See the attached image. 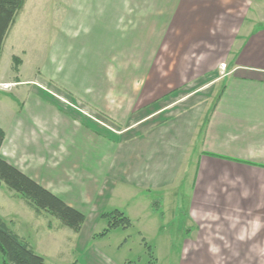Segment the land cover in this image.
Wrapping results in <instances>:
<instances>
[{"label":"rangeland","instance_id":"374dc122","mask_svg":"<svg viewBox=\"0 0 264 264\" xmlns=\"http://www.w3.org/2000/svg\"><path fill=\"white\" fill-rule=\"evenodd\" d=\"M199 9L206 13H198ZM257 10L264 12V0H28L12 31L17 36L19 50L8 51L6 47L0 57V126L4 130L0 155L11 164L34 171L35 177L44 184H47L49 169L53 171L55 167L59 174L55 184L69 201L83 210L85 221L80 231L74 232L46 211L35 213L4 185L0 188V217L48 264H195L202 261L264 264V258L250 257L256 250L252 249L254 244L248 243L245 249L252 254L246 258L199 259L187 255L200 252L207 245L220 251L228 244L219 232L215 242L204 244L191 240V231L196 228L188 210L191 195L187 191L190 181L187 177L181 183L174 178L175 170H172L173 177L167 178L166 186L147 189L143 186L150 185L148 180L118 173L124 168L128 171L129 167L126 159L119 165L121 159L117 154L115 164H110L108 171L111 175L117 172L119 180L113 191L108 190L113 187V181L111 175H103L100 162L111 154L107 148L95 144L73 147L77 141L72 138L67 147L66 138L55 149L52 145L48 147L47 136L36 117L30 121L33 127H29L24 116L27 110H9L13 108L11 100L16 103L21 95L26 97L28 92H33L82 123H91L99 133L113 137L115 142L118 139L114 132L121 130L130 119L149 111H132L134 115L130 116L128 109L139 105L144 94L154 97L161 93L162 89L156 86H162L164 100L153 104L150 110L164 103H175L146 124L190 110L188 116H193L194 122L200 121L201 135L204 118L222 86L220 81H208L225 72V64L214 66L211 58L217 55L223 60L227 58L226 48L235 50L240 42L239 34L251 26ZM49 27L57 32L52 44L48 40L52 37L47 34L51 31ZM63 29L65 36L60 34ZM101 39V49L86 48V44L95 47ZM97 53L105 67L100 80L93 82L85 77L79 84L66 82V78H78L84 69L82 66L93 64ZM14 57L18 59L16 65ZM164 79L169 83H160ZM69 87L84 98L71 93ZM117 108L126 109L119 110L126 112L124 118H114ZM173 124L159 129L163 131L138 136L137 140H149V136L156 135L149 145L159 147L161 143L155 142L156 139L160 142L159 135L167 133ZM61 128L67 129L64 125ZM68 133L74 134L70 130ZM162 142V157H175L173 151L179 145L165 139ZM55 143H60V138ZM74 150L80 151L76 157ZM99 154L103 159L95 161L94 157ZM193 156L186 160L189 167ZM146 168L148 164L143 173L147 172ZM115 209L124 212L131 223L98 235L112 223L111 216L102 217V214ZM231 213L206 210L199 212L197 219L207 228L209 218L224 221V214L230 219Z\"/></svg>","mask_w":264,"mask_h":264},{"label":"crops","instance_id":"0c3cea01","mask_svg":"<svg viewBox=\"0 0 264 264\" xmlns=\"http://www.w3.org/2000/svg\"><path fill=\"white\" fill-rule=\"evenodd\" d=\"M27 1L4 40L2 55L6 47L8 51L19 50L17 36L12 35V31L20 21ZM201 12L204 13L205 11L199 9L198 13ZM68 18L64 20L66 25H68L66 20ZM251 19L253 20L251 26L247 30H243L242 34H239L238 41L240 42L235 50L233 51L230 47L226 48V59L220 60L217 55L211 58L215 61H213L214 66L219 63L225 64V72L208 81L209 83L220 81L219 83H222V86L204 118L201 135L199 130L200 121L198 119L194 122L193 116H188L190 110L178 112L177 115L171 118L172 122L171 119L163 118L165 120L161 119L157 123L146 124L148 120L155 118L163 111L169 110L172 104L175 103H164L150 110L153 104L161 102L162 99L164 100L165 93H163L162 86H156L162 89V92L154 97L142 93L144 94L140 100L142 102L128 109L130 116L134 115L132 111H149L130 119L121 130L114 132V137L118 139L115 142L112 141L113 137L99 133L91 123H82L76 116L33 92H28L26 97L21 95L20 100H17L16 103L9 100L13 103L11 104L13 108H9V110H27L24 116L29 127H33L30 121L32 117H36V122L42 126L43 133L47 136L48 144L46 145L48 147L52 145L55 149L57 144L60 146L64 142L63 138L68 141L67 147L70 145V138H72L77 141V146L72 144L73 147L82 148V146L88 147L95 144L103 149L107 148L111 154L106 160L100 161L102 163L101 172L104 176L111 175L108 171L109 166L115 164L118 154L121 159L119 165L123 163L122 160L126 159L125 164L129 167L128 171L124 168V170H118V173L121 171L131 178L148 180L150 185L143 186L147 189L150 186L158 188L166 186L167 178L173 177L171 175L172 170H175L174 178H177L181 183L187 177L190 180L188 183L189 190L186 188L189 196L191 195L188 210L196 228L194 232L191 231V237H193L191 240L196 239L197 242L208 244L216 241V232H219L224 237L223 242L225 240L224 243H228L220 251L207 245L206 249H202L200 252H190L191 254H187L188 256L192 255L194 258L199 259L246 258L252 254V252H248V249H245V245L248 243L254 244L252 249L256 250L250 255L251 258H264V251L262 250L264 249V12L255 11ZM49 29L51 31L47 34L52 37H49L48 40L52 44V42L55 43L54 40L56 39L54 37L57 32L54 27H49ZM62 31H60V34L62 33L65 36L66 31L64 29ZM100 34L102 36L103 32L101 31ZM102 40L95 47L86 44V48H92L91 50L95 51L101 49ZM48 49L50 50V47ZM97 55L98 53L95 54L96 59L93 60V64L89 63L84 67L82 66L85 71L82 69L81 74L78 73V78L71 80L66 78V82L79 84L84 82L82 80L85 77H90V81L93 82L100 80L103 77L105 67L102 63L103 59H98ZM88 67H90V71ZM160 83L169 82L164 79ZM145 88L148 89V92H151L148 87L145 86ZM68 89L71 93L84 98L74 88L69 87ZM96 101L99 102L97 99ZM117 109L114 110V118L116 116L117 120L118 118H124L126 112L123 113L119 110L126 109ZM174 121H177L176 124H173ZM170 123L173 124L171 125L172 128L164 135H159L160 142L157 139L155 141L161 143L159 147L150 148L149 145L151 139H155L156 135L149 136V140L143 138L137 140L138 136H147V134H151L162 127L169 126ZM63 125L67 128L66 130L61 128ZM137 128H141V130L137 132ZM68 130L74 134L69 135ZM126 134L128 137L124 138ZM38 136L41 137V134ZM56 138H60V143H55ZM164 139L179 145L178 149L174 145L177 149V153L176 149L173 151L175 157L170 159L167 156L162 157L164 150L162 140ZM81 140H83V143ZM153 149H155L154 154L150 155ZM168 152L170 153L169 149ZM72 153L76 157L80 151L76 153L74 150ZM191 155L194 156L189 167L186 160L189 161ZM94 159L95 161L103 159V155L99 154ZM8 162L10 161L8 160ZM149 162L154 163L153 166H150ZM147 164V172L143 173L142 169ZM13 165L44 188L59 196L67 204L84 213L81 208L69 201L61 188L55 184V180L59 178V174L55 172L57 170L55 167L53 171L49 169L47 174L44 172L48 177L46 179L47 184H44L41 179L35 177L34 171H30L20 166V164ZM118 173L115 172V175H111L113 187L108 190H114V186L119 180ZM94 195H98V192H94ZM206 210L211 212L224 210L232 213L230 219L228 215L224 214V221H217L215 217L209 218L206 222L207 228H205L203 222L198 221L199 218L197 219V217H200L199 212ZM236 211L239 212L237 214L238 218ZM209 215L207 217H211ZM236 219H239L237 223H235ZM253 226L255 229L251 230L250 227ZM232 247L233 250H231ZM183 253L185 254V252ZM195 264L207 263L202 261Z\"/></svg>","mask_w":264,"mask_h":264},{"label":"trees","instance_id":"16d2710c","mask_svg":"<svg viewBox=\"0 0 264 264\" xmlns=\"http://www.w3.org/2000/svg\"><path fill=\"white\" fill-rule=\"evenodd\" d=\"M26 1L0 0V57L4 40ZM13 60L16 65L18 59L14 57ZM3 139L4 131L0 127V147ZM1 185L21 197L35 213L46 211L59 220L62 226L74 232L80 231L85 221V215L81 211L67 204L0 155V187ZM110 216L112 223H109L108 228L103 229L98 235L105 234L112 227L119 225L127 227L131 223L130 218L121 210L115 209L102 214V217ZM0 252L2 254L0 264H48L41 255L35 252L30 243L13 231L9 223L1 217Z\"/></svg>","mask_w":264,"mask_h":264}]
</instances>
